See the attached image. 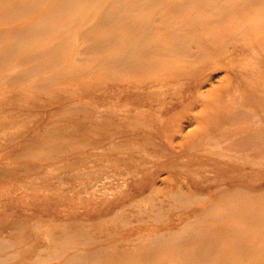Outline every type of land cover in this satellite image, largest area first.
Here are the masks:
<instances>
[{"label": "bare ground", "instance_id": "6f19581e", "mask_svg": "<svg viewBox=\"0 0 264 264\" xmlns=\"http://www.w3.org/2000/svg\"><path fill=\"white\" fill-rule=\"evenodd\" d=\"M255 49L264 53V0H0V87L45 92L59 80L97 76L154 99L164 97L156 86L180 81L178 99L155 110L161 116L181 103L183 109L160 123L131 115L139 108L129 105L120 107L122 114L92 118L121 120L111 139L88 144L96 151L125 152L131 148L122 140L135 136L147 138L157 158H175L195 148L193 136L203 129L210 133L203 147L209 155L264 167V110L251 112L226 99L251 77V88L235 98L264 109L258 93L264 94V58L253 66L239 61ZM215 69H223L227 82L204 89L202 102L213 101L208 108L225 130L214 133L220 126L206 122L210 114L203 111L187 117L190 129L174 128L171 121L190 110L186 99L203 89ZM210 94L217 98L210 100ZM140 168L131 193L124 191L127 179L102 184L113 189L110 203L118 207L94 220L8 225V236L0 237V264H264V185L234 182L200 192L167 177L164 185L154 179L146 188L144 178L155 170ZM103 181L94 175L90 186Z\"/></svg>", "mask_w": 264, "mask_h": 264}, {"label": "rangeland", "instance_id": "374dc122", "mask_svg": "<svg viewBox=\"0 0 264 264\" xmlns=\"http://www.w3.org/2000/svg\"><path fill=\"white\" fill-rule=\"evenodd\" d=\"M255 40L257 39H253L254 44L258 43ZM263 54L256 49L248 51L241 55L239 61L253 66L258 59L264 58ZM133 75L135 74L132 72L131 76ZM231 80L235 82L236 76L231 75ZM165 81H167L165 86L155 87L157 92L164 94V97L147 99L139 96L140 100L134 89L127 88L122 83L98 79L97 76L74 77L69 82L59 80L45 92H37L33 87L24 89L23 85L0 87V237H7L11 231L9 226L17 221L46 222L69 218L91 221L99 215L112 212L118 207L115 201L112 203L115 202L113 204L116 206L110 203L113 189L110 187L104 189L102 184L112 186L116 179L119 181L127 179L128 184L124 191L126 194L131 193L138 184L136 173H141L140 165L155 170L156 175L144 178L146 188L154 179L158 186L164 185L163 179L167 177L176 183L184 180L185 185L200 192H208L219 185H230L234 182L264 185L262 165L252 163L251 159L209 155L203 147L204 139L209 137L210 133L205 134L203 129L193 136L194 141H198L195 148L182 152L175 158L167 156L157 158L155 155L158 153L147 145L149 140L145 137L129 136L123 139L122 141L131 148L125 152L96 151L88 147L90 142H105L111 139V130L117 128L118 121H121L117 117L113 120L104 118L99 121L92 118L106 114H122L120 107L129 105L139 108L140 110L131 109V115L145 120L154 119L159 123L161 119L165 120L172 114L181 113L183 103L165 115L159 116V112L155 110L171 100L178 99L180 81L176 79ZM219 81L227 82L223 69L213 70L205 88H201L197 94L195 91L194 96L186 99L191 111L188 110L187 113L174 118L171 121L174 128L182 125L184 131L190 129L191 126L186 124L187 117L203 111L207 116L210 114L206 122L220 126L214 133L225 130L221 117L215 111L211 115V108H208L213 101L207 106L202 102V92L205 93ZM251 81L254 79L248 77L246 82H239L234 96L229 95L226 99L230 105L245 104L247 110L261 112L264 109L260 103L249 99L243 102L235 98L241 95L244 89L251 88L248 83ZM258 93L264 95L263 92ZM214 94H210V100L217 98ZM228 130L232 132L231 127ZM118 140L119 138L114 142ZM56 152L65 155L60 156L62 153L55 154ZM51 153L52 158H47ZM81 160L84 162L81 163ZM98 169L103 171L94 172ZM132 172L134 176H131ZM86 173L90 177L75 178L77 174ZM94 175L102 176L104 183L90 186L94 181ZM87 186L88 189L85 188ZM125 200L130 199L128 197L121 202H126ZM30 241L29 239L25 242ZM13 249L15 248H11ZM24 258L29 259L31 255H25Z\"/></svg>", "mask_w": 264, "mask_h": 264}]
</instances>
